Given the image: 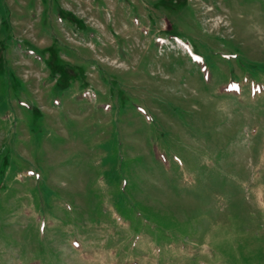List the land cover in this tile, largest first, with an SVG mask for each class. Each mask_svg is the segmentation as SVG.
<instances>
[{
	"label": "rangeland",
	"instance_id": "obj_1",
	"mask_svg": "<svg viewBox=\"0 0 264 264\" xmlns=\"http://www.w3.org/2000/svg\"><path fill=\"white\" fill-rule=\"evenodd\" d=\"M0 264H264V0H0Z\"/></svg>",
	"mask_w": 264,
	"mask_h": 264
},
{
	"label": "trees",
	"instance_id": "obj_2",
	"mask_svg": "<svg viewBox=\"0 0 264 264\" xmlns=\"http://www.w3.org/2000/svg\"><path fill=\"white\" fill-rule=\"evenodd\" d=\"M61 50V49H60ZM48 64L51 66V64H50V62H48ZM50 69H52V66L51 67H49Z\"/></svg>",
	"mask_w": 264,
	"mask_h": 264
}]
</instances>
